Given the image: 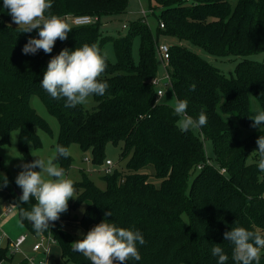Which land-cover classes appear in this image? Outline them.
<instances>
[{"label": "trees", "instance_id": "trees-1", "mask_svg": "<svg viewBox=\"0 0 264 264\" xmlns=\"http://www.w3.org/2000/svg\"><path fill=\"white\" fill-rule=\"evenodd\" d=\"M128 1L52 0L46 15H90L95 21L71 24L68 38L58 39L51 54H24V45L29 38H39V30L21 32L0 0V143H9L15 133L23 152L29 144H40L36 128L48 127L31 106V97L38 96L58 120L56 144L68 148L77 143L92 161L102 163L106 143L121 142L120 157L126 158L125 170L111 168L99 176L103 188L81 170L69 207L82 205V210L65 218L85 229L105 220L139 230L146 241L137 242L141 259L127 264H217L212 255L215 244L228 255L226 264H236L224 233L239 226L264 235V172L258 169L255 151L264 128L252 127L249 118L253 100L264 110V61L243 58L233 74L225 75L189 45L213 56L264 52V0H152L151 13L159 9L155 33L145 16L119 37L102 35V20L125 13ZM159 35L175 41L169 45L165 71L176 98L187 100V114L194 119L201 111L207 116L206 125L197 128L199 135L191 129L182 132L173 108L156 103L151 81L157 76ZM135 39L137 61L132 58ZM106 42L113 46L115 61L106 58L99 79L109 87L104 95L91 96L96 103L92 109L65 107L64 98L53 99L43 90L40 82L47 65L61 50L74 51L84 44L101 50ZM203 139L211 141L215 166L206 160ZM71 162L70 156L58 160L65 173ZM5 178L7 186L0 190L7 193L21 221L20 208L31 210L35 200L19 202L22 190L0 164V185ZM108 212L111 215L105 216ZM61 219L40 234L58 244L64 264H91L72 250L71 244L80 238L64 230ZM22 223L31 234H39L28 220ZM12 257L8 242L0 246V264ZM17 264L27 262L23 258Z\"/></svg>", "mask_w": 264, "mask_h": 264}, {"label": "clouds", "instance_id": "clouds-1", "mask_svg": "<svg viewBox=\"0 0 264 264\" xmlns=\"http://www.w3.org/2000/svg\"><path fill=\"white\" fill-rule=\"evenodd\" d=\"M3 6L21 32L39 30V38H29L24 45V54H36L39 50L51 54L56 41H65L72 30L69 23L60 16L46 15L53 6L52 0H3ZM106 67V55L101 54L95 44H84L74 51L65 48L51 58L40 85L51 98H64L65 107L74 108L86 104L93 95L105 94L109 85L99 78ZM172 100L173 112L179 117L177 127L182 132L206 125L207 116L203 111L198 119H194L187 114V100L175 99L174 94ZM249 118L253 121L252 127L260 128L264 125V110L257 109ZM256 144L258 148L255 151L260 157L258 169L264 172V135L256 140ZM32 155L38 158L21 165L23 170L17 175L15 183L22 189L19 197L21 204L35 200L31 210L20 208L21 224L23 220H28L33 229L41 233L49 230L52 223L68 210V201L74 199L76 189L73 180L67 178L65 169L58 164L60 158L71 155L67 147L57 143L47 158ZM37 167L40 171L34 170ZM7 183L5 178L0 188L6 187ZM110 215V212L105 213V216ZM224 239L233 246L232 259L236 264H260L264 235L259 231L238 226L226 231ZM137 242L140 245L146 243L139 230L117 227L103 220L71 245L74 252L82 253L91 264H127L129 260L141 259ZM212 255L218 258L217 264H226L229 259L220 244L213 246Z\"/></svg>", "mask_w": 264, "mask_h": 264}, {"label": "rangeland", "instance_id": "rangeland-1", "mask_svg": "<svg viewBox=\"0 0 264 264\" xmlns=\"http://www.w3.org/2000/svg\"><path fill=\"white\" fill-rule=\"evenodd\" d=\"M153 5L152 0H129L127 5V10L125 13L113 16L111 18H104L102 20L101 24V34L102 35H111L115 37H119L128 30L129 27L135 26L139 21H142L146 16V24L150 28V30L155 33L156 28L158 26V20L156 16L159 14V9L155 8L153 10V13L150 11V6ZM66 20V22L71 25L70 18L67 17H61ZM123 24L126 25V27H123ZM166 43L168 45H171L175 43V41L167 36L159 35L158 37V43ZM189 47L199 53L204 59H206L211 64L215 65L219 70L224 73L225 75H230L234 73V69L237 65V63L242 60L243 58H248L250 60H256L259 62L264 61V52H258L255 54H251L248 56H236V55H225V56H213L210 54H207L206 52L190 46ZM138 41L135 39L132 43V58L137 61L138 59ZM101 54L106 55V58L110 61H115V54L113 50V46L110 42H106L103 44L101 50ZM157 77L160 78L162 81L167 80L166 71H165V62L160 58V56H157ZM174 98H176L174 90L170 85H167L164 89V92L162 95L158 97L159 101L165 104H168L171 106ZM31 106L35 109L37 114L40 115V117L44 120V122L47 125L46 128L37 127L36 132L39 136L40 144L35 146L33 144H29L27 147V151L23 152L18 146V141L15 136V133L12 134L11 140L9 143L1 144L0 143V164L5 168L6 172L16 185L17 189H21L17 186L15 183L16 177L23 169L21 167L24 163H31L38 157H34L32 154H37L43 158H47L52 151L54 150V147L56 145V140L59 133V123L57 118L51 114L47 108L45 107L44 103L40 100V98L36 95H33L31 97ZM95 101L92 97H89L88 102L84 105H82L85 109H92L95 106ZM259 109L256 101L253 100L252 102V114L254 115L255 112ZM260 110V109H259ZM261 127L264 128V125ZM191 131L197 135H199V132L197 128L191 129ZM122 143L114 144L112 142H107L104 146V156L102 163H95L92 161V157L88 151H83L80 146L77 143H71L68 146V149L71 152V166L66 172L67 178H70L71 180L77 181L80 179V172L81 170L85 171L96 183L97 186L100 188L104 187V181L99 178V176L103 173L101 166L104 164V161L106 159L111 160L112 165L111 168H117L119 170H125V161L126 158L122 159L120 157V151H121ZM203 146H204V152L206 156V160L209 164L215 166V162L213 159V150H212V144L211 141L208 139H203ZM32 153V154H31ZM35 171H40V169L37 167L34 169ZM189 183L192 180V177L189 179ZM22 190V189H21ZM76 193V192H75ZM6 192L3 190H0V201H6L5 199ZM75 197V195H74ZM72 199L68 201V210L64 213H62L60 216H70L74 217V215H79L82 210V205L79 206L77 209H71L69 207V203ZM6 203V202H5ZM183 218L185 221L186 215L183 214ZM1 224H0V234L4 233L5 236H9L10 238L15 239L17 235L20 233L26 234V243L28 245H23L25 252H30V245L32 242V235L29 231H27L25 225L22 223L18 216V210L15 208L12 213L9 214V217L7 220L4 217H1ZM5 221H8L6 224ZM4 224V226H3ZM82 227V226H81ZM84 231L88 232L89 229L81 228ZM20 231V233H19ZM86 234L80 235V237L83 238V236ZM3 236L0 238V246H4L7 244L6 237ZM79 236V235H77ZM9 251V249H8ZM261 252H264V249L261 250ZM22 257L19 253L13 254V257L10 262H7L6 264H17L19 260H21ZM60 264H64L63 261H61ZM72 264V263H68Z\"/></svg>", "mask_w": 264, "mask_h": 264}, {"label": "built area", "instance_id": "built-area-1", "mask_svg": "<svg viewBox=\"0 0 264 264\" xmlns=\"http://www.w3.org/2000/svg\"><path fill=\"white\" fill-rule=\"evenodd\" d=\"M67 18H70V21L73 25L90 24L95 21V18L90 15L67 16ZM159 25L161 27L163 26L162 23H160ZM157 51L160 58L165 62L166 65L169 59V45L163 42L159 43ZM151 83L152 85H154L156 89L157 97L162 95L166 86L169 85L168 79L166 81H162L157 76L152 79ZM111 165H112L111 160L106 159L104 161V164L101 166L102 172L109 173L111 171ZM15 208H16L15 205L9 203L8 201L6 203H0V218L11 213ZM36 235L37 238L32 244V251L33 253L34 252L39 253V255L27 254L24 255V259L26 260L27 264H48L46 259L48 244L54 242V240L50 235H44L40 233ZM25 240H26V234H21L13 240L12 239L8 240L9 252L12 254L23 253L22 244L25 242Z\"/></svg>", "mask_w": 264, "mask_h": 264}, {"label": "crops", "instance_id": "crops-1", "mask_svg": "<svg viewBox=\"0 0 264 264\" xmlns=\"http://www.w3.org/2000/svg\"><path fill=\"white\" fill-rule=\"evenodd\" d=\"M6 196L7 197L5 199L8 198V195H6ZM5 202H7V200L6 201L5 200L4 201H0V203H5ZM9 214L5 215V219L4 220H7V218L9 217ZM60 217L62 219L60 220L59 223H60L61 227L64 230H66L67 232L75 235L76 237H79L80 239H82V237H80V235L87 234L86 231H84L83 229H81L82 227H81V225L79 224L78 221L72 220L70 218L67 219V218H65L66 216L65 217L64 216H60ZM7 222L8 221H5L4 223L6 224ZM0 224H1V219H0ZM3 226H4V224H3ZM93 227H94V225H90L88 228H86V230L87 229L90 230ZM19 233H20V231H19ZM21 234H25V233H20L19 235H21ZM19 235H17V236H19ZM77 235H79V236H77ZM3 236H5V234L4 233L3 234L1 233L0 234V238H2ZM5 237H6V240H7L6 242H8V240H11L12 239L9 236H5ZM32 237H33L32 242H34L36 240V238H37V235L34 234V235H32ZM25 243H26V240L22 244V251H23V253H19L21 255L22 259L24 258V255H27V254H36V255L38 254L39 255V253H35V252L33 253V251H32V244L33 243L30 245V252H25L24 251V248H23V245ZM25 245H28V244L26 243ZM46 259H47L48 264H60L61 263L62 260H61V256H60V248H59V246H58V244L56 242H51V243L48 244V251H47Z\"/></svg>", "mask_w": 264, "mask_h": 264}]
</instances>
